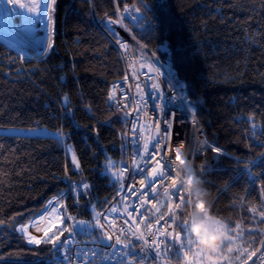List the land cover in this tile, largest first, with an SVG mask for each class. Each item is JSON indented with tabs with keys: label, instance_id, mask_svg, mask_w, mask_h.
Listing matches in <instances>:
<instances>
[{
	"label": "trees",
	"instance_id": "trees-1",
	"mask_svg": "<svg viewBox=\"0 0 264 264\" xmlns=\"http://www.w3.org/2000/svg\"><path fill=\"white\" fill-rule=\"evenodd\" d=\"M118 9L123 16L132 11L136 21L125 16L126 24L187 82L208 137L227 152L213 162L209 150L207 166L196 174L209 193L210 213L230 229L241 225L243 235L227 254L243 264L264 241V0H57L51 50L24 58L0 38V125H45L69 134L58 142L54 134L0 132V264H64L63 248L31 246L13 229L44 211L69 178L71 190L59 199L61 227L69 225L68 211L94 225L91 206L101 212L121 190L106 163L111 159L119 171L127 160L126 113L109 100L112 83L125 75L107 26ZM87 236L104 237L99 230ZM183 249L174 250L172 263L186 264Z\"/></svg>",
	"mask_w": 264,
	"mask_h": 264
},
{
	"label": "built area",
	"instance_id": "built-area-1",
	"mask_svg": "<svg viewBox=\"0 0 264 264\" xmlns=\"http://www.w3.org/2000/svg\"><path fill=\"white\" fill-rule=\"evenodd\" d=\"M119 36L127 42L129 47L127 50L122 49L116 43V36H111L122 54L125 64V75L112 83L110 92L115 88V99L110 102L116 106L119 104L120 107L118 108L123 109L126 113L127 160L120 166V169L126 167L127 171L125 173V179L122 181L125 185L124 189H121L110 200L102 210V213L106 214L105 210L109 209L111 206H116L119 211L110 216L107 222L101 218V223L105 224L103 232H107L113 236L112 241L109 243L114 244L115 237L120 236L122 240L131 239L133 247L125 248L124 245H119L117 248H108L102 242L107 240L106 236H104V238L86 241L84 237L75 233L72 236L73 243L69 245L70 252L68 255L72 257L71 264H87L82 255L84 253L88 254V262H90V264L167 263L175 248H171L167 254H162L159 257L155 255L156 250L151 246H148L147 251L141 252V248L145 247L143 241H139L135 237H132L131 233L135 231L136 226L139 225V230L144 232L146 237H150V230L145 228L142 219L153 216V219L149 220V223L155 224V219L160 214L167 213V203L169 200L168 197L164 195V188L171 183V177H174L175 170H178L180 173L182 172V169L175 161L176 148L179 147L181 143L184 144L183 151L186 153L187 159L192 162L195 171L202 170L207 166L208 162L203 158L209 150L218 147L221 149V154L227 153L208 137L198 116L197 102L190 96L187 82L178 74L170 61L160 57L157 52L146 45L142 40L127 32ZM141 64H151L152 69H148L147 67L142 68ZM130 65L132 66L130 67ZM157 69L158 71H156ZM134 72L135 74H133ZM154 83L159 84L160 87L154 89ZM137 85H139V88H137ZM178 96L187 97V100L183 101V105L179 99H174V97ZM125 105H127V107H125ZM165 109L171 111L170 113H177V111L178 113L176 117L170 118L169 113L163 114ZM165 120L172 124V128L170 129L171 135L168 140L170 150L168 151V156L175 161L176 169L169 179L165 180L163 183L157 182L154 184L157 194L153 196L149 189L141 187L139 183L140 180H144L147 185L149 183L147 175H136L135 173L139 168H142L143 164L146 162L142 159L144 156V143L148 141L149 148L151 149L154 141H150L149 138L157 136V128L160 129L159 135L161 137L164 136ZM178 123H187V126L181 137L177 138L178 132L176 131V125ZM162 151L164 150L162 149ZM134 159L137 161V164H133ZM152 166H155L154 161L152 162ZM150 170V168L147 169V171ZM70 187L71 184L62 196L69 192ZM129 187H134L138 190L136 196L128 195L127 189ZM146 191L149 192V194L144 196V203L141 208V201L137 199V196L142 195ZM169 194H171V189H169ZM126 196L128 199L124 200ZM171 202H177L175 196H173ZM124 204H135L137 206L134 211L132 208H129V211L132 212V216H128V214L123 211ZM153 205H157L160 209L162 205L165 206L164 213H156ZM69 215L76 220V214L74 212L69 211L68 216ZM133 217H135V222H133ZM125 219L128 220L127 224L124 223ZM113 220L115 224L111 223ZM70 223L72 225L74 221H70ZM121 228L124 229V234H121ZM93 241H95V243H93ZM93 249H95L97 253L94 259L91 258ZM185 252H188L190 255L191 251L187 246L184 248V253ZM126 253H131V255H126ZM64 264H68L65 258ZM248 264H252V261H249Z\"/></svg>",
	"mask_w": 264,
	"mask_h": 264
},
{
	"label": "snow or ice",
	"instance_id": "snow-or-ice-1",
	"mask_svg": "<svg viewBox=\"0 0 264 264\" xmlns=\"http://www.w3.org/2000/svg\"><path fill=\"white\" fill-rule=\"evenodd\" d=\"M56 3L57 0H50V4L41 9L40 0H33L34 6L32 7H27L23 4H19V0H0V38L7 37L14 46H18L20 48L35 46L36 44L41 42V39H43L46 42V48L48 50H51L54 46L51 37H38L37 24L38 22L45 20V18L47 19L49 26L53 23L52 12L54 11ZM5 4L9 5V7H4L3 5ZM127 10L128 9H125V11ZM140 11L141 9L139 7L135 8V12ZM136 19H139V17H137ZM108 23H121V20L117 19L113 21L111 17H109ZM125 30H127V28ZM45 31H48V27L45 28ZM113 34L116 36V43L122 49L127 50L129 47L127 42H125L123 38L118 34ZM131 66L132 65H130V67ZM141 67L152 69L151 64H141ZM156 71H158V69ZM133 74H135V72ZM159 87V84H153L154 89ZM137 88H139V85H137ZM114 99L115 88H113V90L109 92V100L111 101ZM174 99H179L183 105V101H186L187 97L178 96L174 97ZM67 102V96H65L62 100V104L65 106V108L67 107ZM117 107H120V105L117 104ZM125 107H127V105H125ZM164 125L165 129L163 137L159 135L160 129L157 128V136L149 138L150 141H154L152 143L151 149L149 148L148 141L144 143V156L142 157V159H144L146 162L143 164L142 168H139L135 173L136 175H147L149 183L146 185L144 180H140L139 183L141 187L149 189L153 196L157 194V190L154 187V184L157 182L163 183L165 180L170 178L171 174L176 169L175 161L179 158L180 151L184 148V144L181 143L175 150V161L169 158L168 151L170 150L168 146V140L171 135L170 129L172 128V124L169 121L165 120ZM68 135V133H64L62 131L54 134L58 142L64 140V138ZM65 146L68 151L72 152L73 166L75 168H79L80 164L75 156L74 150L70 145ZM162 149L164 151H162ZM213 151L220 153L221 149L217 147L213 149ZM153 161L155 166H152ZM106 163L109 170L112 172V175L121 182L120 188L124 189L125 185L122 181L125 179L127 168L124 167L117 171L115 169L114 161L108 159ZM133 164H137V161L135 159L133 160ZM148 168H150L151 170L147 171ZM179 176L180 172L178 170H175L174 177H171V183L164 188V195L167 196L169 200V202L167 203V213L160 214L155 219V224L149 223V220L153 219V216H148L147 218L142 219V223L144 224L145 228L150 230V237H146L144 232L139 230V225L136 226L135 231H132V237H135L139 241H143L145 245L144 248H141V252L147 251L148 246H151L156 250L155 255L159 257L162 254H167V252H169L171 248H175L176 252L179 253L183 248L187 246L192 252V256H190L188 264H220V261H226L227 264H233L232 257L223 250V247H221L213 254L207 255L199 248L197 242L192 237L188 227V219L184 215V211H186V208L191 204V196L190 192L187 191L184 186L179 183ZM82 187L83 189L87 190L90 185L84 183ZM169 189H171V194H169ZM76 191L78 192L79 188ZM127 191L129 196H136L138 190H136L134 187H129ZM148 194L149 192L146 191L142 195L137 196V199L141 201V208L143 207L144 196H147ZM173 196L176 197L177 202L175 203L171 202ZM127 199V196L124 197V200ZM54 202L59 203L57 197H53L47 202V205L45 206V211H47L48 208H51V211L47 213L49 216H51L52 213L57 212V208L54 206ZM64 207V205H60L61 211H63ZM136 207L137 206L135 204H124L123 211L126 212L128 216H132V212L129 211V208H132L134 211ZM153 208L155 209L156 213L161 212L160 208L157 205H153ZM105 211L106 214L99 211L94 213L95 224L92 225L94 231L99 230L101 231L103 236L107 237L106 241H102L105 246L108 248H117V246L119 245H124L125 248L133 247V242L131 239L125 242V240H122L120 236L115 237L114 244L109 243L110 241H112L113 236L108 234L107 232H103L105 224L101 223V218H103L107 222L108 218L113 214L118 213L119 209L116 206H111ZM187 215L189 216V213ZM259 215L260 217L264 218V211H260ZM66 219L75 221V223L72 225L61 227L60 225L64 224L65 217L62 215H57L56 220L59 221V225L57 223H51V227L43 229L44 236L41 238H38L27 231L31 226L30 224H21L17 228H14L13 231H18L21 237L26 236L28 244H50L53 246V250L56 252H59L61 248H63L65 250V259L68 264H71L72 257L69 256L68 253L70 252L69 245L73 243V233L75 232L76 226H80L81 232L85 231L86 229L84 226L87 224V222L84 220H75V218L70 215L67 216ZM39 220L44 221L45 215H40ZM133 222H135V217H133ZM111 223L115 224V221L113 220L111 221ZM124 223L127 224L128 220L125 219ZM3 224L4 221L0 220V225ZM240 228V224H236L235 227L231 229L226 227L229 242L235 241L237 239V235H243V233L239 231ZM53 229H55V231H53ZM176 229H179V231H177ZM37 231H41V229L37 227ZM120 232L121 234H124V229L121 228ZM229 232H233L235 234L230 235ZM49 233H51V235H49ZM62 236H64V239H61ZM185 236L187 237L186 241ZM93 243H95V241H93ZM244 251L248 252V249H244ZM96 254L97 253L95 249H93L91 252V258L94 259ZM82 255L87 264H90V262H88V254L84 253ZM126 255H131V253H126ZM236 259H240V257L237 256ZM248 261H252V264H264V241L261 242L260 248H257L254 251L248 253L247 260H244L243 264H248Z\"/></svg>",
	"mask_w": 264,
	"mask_h": 264
},
{
	"label": "clouds",
	"instance_id": "clouds-1",
	"mask_svg": "<svg viewBox=\"0 0 264 264\" xmlns=\"http://www.w3.org/2000/svg\"><path fill=\"white\" fill-rule=\"evenodd\" d=\"M182 169L179 182L190 192L191 204L189 212V231L197 242L199 248L207 255H211L221 247L226 253H231L235 247V241H228V232L223 221L210 213L208 205L209 193L203 187L201 178L196 174L192 162L187 159L183 149L176 159ZM190 256L185 253L186 264Z\"/></svg>",
	"mask_w": 264,
	"mask_h": 264
},
{
	"label": "rangeland",
	"instance_id": "rangeland-1",
	"mask_svg": "<svg viewBox=\"0 0 264 264\" xmlns=\"http://www.w3.org/2000/svg\"><path fill=\"white\" fill-rule=\"evenodd\" d=\"M24 1L26 3H29L31 6H34L33 0H24ZM49 4H50V0H40L41 9H43L45 6H47ZM117 14L119 15L118 19L121 20V23L109 24L108 21H107V24H109V27L110 28L111 27L116 28V30H117L116 32L121 33L122 35L125 34V32H127V33L137 37L136 34L134 33V31L126 24V22L124 20L125 16H128L132 22L136 21L132 11L130 9H128L127 11L124 12V16H123V14L118 9L117 10ZM52 18H53V12H52ZM113 21H115V20H113ZM45 23H46V25L42 29L43 38L50 36L51 40H52V24L49 26L47 19L45 20ZM46 27H48V31H45ZM126 28H127V30H125ZM3 39L6 42H8L11 46H13L16 49H18L23 54L24 58H26V57H38V56H41V55L45 54L48 51V49L45 46L46 42L43 39H42L43 42H42L41 46L37 47V48H34V47L20 48L18 46H14L7 37H3ZM0 132H3V133H14V134H28V135H52V134L57 133V130H55L53 128H50L48 126H45V125H36V126L0 125ZM69 145L74 150L75 156H76V158L79 161V164H80L79 168H75L73 166V164H72L73 168L76 171H78V170H80L82 168L79 156L77 154L75 146L73 144H69ZM69 156H70V159H71V162H72V152L71 151H69ZM54 206H55V203H54ZM163 208H165V207L162 205L161 211H162ZM91 209L93 211V219H94V223H95L94 213L97 212L98 209L94 205L91 206ZM188 227H189V216H188ZM85 229H86L85 231L81 232L82 234H85L84 235V240L91 241L93 239H96V236H87L88 234H92V231L87 229V228H85ZM186 239H187V237L185 236V241H186ZM127 241L128 240H125V242H127ZM183 255H184V249H183ZM189 256H192V252H190ZM164 264H174V263H172L171 259H169V261L167 263L165 262Z\"/></svg>",
	"mask_w": 264,
	"mask_h": 264
},
{
	"label": "bare ground",
	"instance_id": "bare-ground-1",
	"mask_svg": "<svg viewBox=\"0 0 264 264\" xmlns=\"http://www.w3.org/2000/svg\"><path fill=\"white\" fill-rule=\"evenodd\" d=\"M19 4H23V5L27 6V7H32L29 3H26L24 0H19ZM3 6H4V7H9V5H7V4H5V5H3ZM45 20H46V18H45ZM45 20L40 21V22H38V24H37V28H38L37 36H38V37H41V38H43V35H42V29H43V27L46 25ZM17 22H18V21H17ZM42 42H43V40L41 39V42H40V43H38V44H36L35 46H32V47H34V48L40 47L41 44H42ZM170 112H171V111H169L168 109H165V110L163 111V114H168V113H169V117L172 118V117H176V114L178 113V111H177V113H176V112H172V113H170ZM186 126H187V123H178V124L176 125V131L178 132V133H177V136H176L177 138H178V137H181V135L183 134V131H185ZM50 211H51V208L48 209L47 213L50 212ZM47 213L44 214V215H45V220H44V222H43V223H44V228L47 227V226H49V225L53 222V220H54V218L52 219V217L49 216ZM55 214H56V213H55ZM36 220H37V219H34L33 222H37ZM45 221H46V223H45ZM33 222L30 223L31 226H30L29 228L32 227ZM33 226H34V225H33Z\"/></svg>",
	"mask_w": 264,
	"mask_h": 264
},
{
	"label": "crops",
	"instance_id": "crops-1",
	"mask_svg": "<svg viewBox=\"0 0 264 264\" xmlns=\"http://www.w3.org/2000/svg\"><path fill=\"white\" fill-rule=\"evenodd\" d=\"M112 29H114V31H117L116 30V28H114V27H112ZM55 203V202H54ZM55 207L57 208V212H56V214L55 213H52V215H51V217H52V219L54 218V220H53V222L52 223H57L58 225H59V221H57L56 220V216L57 215H62V216H64V212L63 211H61V209H60V201H59V203H55ZM49 209V208H48ZM48 209H47V211H48ZM47 211H42V212H40L38 215H36L35 217H33L27 224H30L31 222H33L34 221V219H37L36 221L37 222H33V225H32V227L31 228H28V232H30L32 235H34V236H36V237H38V238H41V237H43L44 236V231H43V229H46V228H49V227H51V224L49 225V226H47V227H45L44 228V221H40L39 220V217H40V215H44V214H46L47 213ZM45 223H46V221H45ZM19 225H21V224H19ZM18 225V226H19ZM17 226V227H18ZM37 227H39L40 229H41V231H37ZM25 238H26V240H27V237L25 236ZM29 245H31V244H29ZM31 246H36V245H31Z\"/></svg>",
	"mask_w": 264,
	"mask_h": 264
},
{
	"label": "water",
	"instance_id": "water-1",
	"mask_svg": "<svg viewBox=\"0 0 264 264\" xmlns=\"http://www.w3.org/2000/svg\"><path fill=\"white\" fill-rule=\"evenodd\" d=\"M112 31H114V29H112V27L110 28ZM219 156H220V153H217V152H215L214 151V153H213V162H215L218 158H219ZM78 220H84V221H86L87 222V224L84 226L85 228H88V229H90V230H93V227H92V222L90 221V220H88V219H78ZM76 231H80V226H76V229H75ZM55 259H57V256H55L54 258H52V259H50L49 261H54Z\"/></svg>",
	"mask_w": 264,
	"mask_h": 264
}]
</instances>
